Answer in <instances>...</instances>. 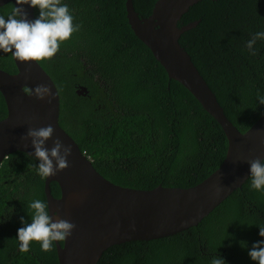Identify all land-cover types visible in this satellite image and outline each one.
<instances>
[{
    "label": "trees",
    "instance_id": "obj_1",
    "mask_svg": "<svg viewBox=\"0 0 264 264\" xmlns=\"http://www.w3.org/2000/svg\"><path fill=\"white\" fill-rule=\"evenodd\" d=\"M157 0H132L140 18ZM126 0H61L78 31L58 52L37 61L59 95V125L78 144L96 171L113 184L133 189L193 187L225 159L228 142L220 125L178 82L169 79L150 49L128 24ZM11 3L0 7L6 19ZM35 18L39 9L34 8ZM198 22L179 39L214 93L225 116L245 132L264 113V0H201L181 17L178 27ZM0 69L14 74L11 53L0 51ZM83 94H77L79 89ZM7 109L0 93V120ZM39 161L15 152L0 166V264H58L55 242L49 252L31 241L19 251L17 230L31 223L29 204H46ZM54 197L59 186L50 183ZM47 205V204H46ZM264 189L251 178L195 227L172 236L131 241L108 248L98 264H256L248 256L264 237ZM61 245L63 241L59 242Z\"/></svg>",
    "mask_w": 264,
    "mask_h": 264
},
{
    "label": "water",
    "instance_id": "obj_2",
    "mask_svg": "<svg viewBox=\"0 0 264 264\" xmlns=\"http://www.w3.org/2000/svg\"><path fill=\"white\" fill-rule=\"evenodd\" d=\"M201 0H157L151 14L140 18L132 0H126L128 24L137 38L152 52L169 79L181 84L220 125L227 142L222 164L199 184L188 187L159 185L153 189H133L111 183L102 177L78 144L59 125V95L54 82L37 61L13 62L16 73L0 69V93L7 115L0 120V166L15 152L34 157L31 140L21 137L29 128L51 125L53 140L71 147L69 167L45 177L44 193L49 215L76 225L61 245L55 242L58 264H98L110 247L131 241L164 238L197 226L250 176L248 161L264 160V113L245 132H240L225 116L214 93L179 43L180 36L198 22L178 27L181 17ZM16 0H0V7ZM27 19H35L34 7L22 5ZM12 56V55H11ZM47 85L53 95L37 100L23 91ZM85 90V89H83ZM35 158V157H34ZM59 186L54 197L50 183ZM219 190V191H217Z\"/></svg>",
    "mask_w": 264,
    "mask_h": 264
},
{
    "label": "clouds",
    "instance_id": "obj_3",
    "mask_svg": "<svg viewBox=\"0 0 264 264\" xmlns=\"http://www.w3.org/2000/svg\"><path fill=\"white\" fill-rule=\"evenodd\" d=\"M38 8L39 15L29 21L22 5ZM16 5L7 19L0 16V51L11 53L12 57L20 62L42 61L51 59L59 50L60 43L68 40L72 33L78 31L80 25H73V17L66 4L61 0H16ZM264 39V32H256L246 42V48L252 55H256L254 45L257 40ZM23 91L37 100L48 98L51 102V89L44 84ZM258 101L264 105V96L257 94ZM54 128L49 124L40 128H29L22 140H31L34 157L39 161L37 173L41 177L56 175L57 172L69 167L68 156L71 147L65 146L59 139L53 140L51 149L45 147V142L52 138ZM264 143V142H262ZM251 188L264 189V160L251 159L248 162ZM219 191V190H217ZM32 210L31 223L21 218L24 226L17 230L19 251H29L31 241L40 243L44 252L52 251L53 242L65 241L72 234L76 225L66 219L59 218L58 213L52 215L57 218L53 221L49 215L48 206L41 200H34L29 204ZM259 236L264 237V227H259ZM248 256L256 264H264V240L254 243L248 251ZM211 264H225V261L216 257Z\"/></svg>",
    "mask_w": 264,
    "mask_h": 264
},
{
    "label": "flooded vegetation",
    "instance_id": "obj_4",
    "mask_svg": "<svg viewBox=\"0 0 264 264\" xmlns=\"http://www.w3.org/2000/svg\"><path fill=\"white\" fill-rule=\"evenodd\" d=\"M77 94H83V90L80 88V89L77 91Z\"/></svg>",
    "mask_w": 264,
    "mask_h": 264
}]
</instances>
